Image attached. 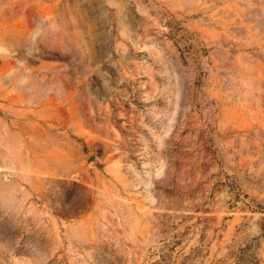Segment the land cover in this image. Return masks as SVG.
Returning a JSON list of instances; mask_svg holds the SVG:
<instances>
[{"label":"rangeland","instance_id":"rangeland-1","mask_svg":"<svg viewBox=\"0 0 264 264\" xmlns=\"http://www.w3.org/2000/svg\"><path fill=\"white\" fill-rule=\"evenodd\" d=\"M0 264H264V0H0Z\"/></svg>","mask_w":264,"mask_h":264}]
</instances>
